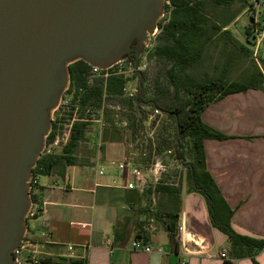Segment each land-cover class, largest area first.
I'll list each match as a JSON object with an SVG mask.
<instances>
[{
    "label": "crops",
    "instance_id": "obj_1",
    "mask_svg": "<svg viewBox=\"0 0 264 264\" xmlns=\"http://www.w3.org/2000/svg\"><path fill=\"white\" fill-rule=\"evenodd\" d=\"M202 120L229 137L205 140L204 150L207 170L234 212L233 229L264 240V90L229 95L211 104ZM84 144L87 148L75 151L77 164L64 176L38 177L34 197L46 211L28 222L26 239L40 264H264V250L254 249L249 256L247 247L231 248L228 237L213 227L206 199L189 193L184 183L174 241L164 222L137 213L132 194L154 184L150 181L143 192L126 188L129 175L118 164L131 155L141 161L140 155L126 128H111L106 114L103 125L90 122ZM134 240L153 252L135 251Z\"/></svg>",
    "mask_w": 264,
    "mask_h": 264
},
{
    "label": "trees",
    "instance_id": "obj_2",
    "mask_svg": "<svg viewBox=\"0 0 264 264\" xmlns=\"http://www.w3.org/2000/svg\"><path fill=\"white\" fill-rule=\"evenodd\" d=\"M167 1L170 3L166 4V11L169 12L168 22L157 35L154 48L149 55V59H155L160 67L151 82L152 97L148 99L145 97L149 80L148 71L142 72L143 89L138 103L136 96L128 95L127 86L131 78L124 74H114L106 79L96 77L90 82L89 74L92 67L84 61L71 64L70 88L67 93L74 92L72 101L70 106L64 109V114L60 113L56 119L54 118L47 143H52L56 136L65 130V125L71 123L76 107L79 108V118L72 124L71 136L62 153L42 155L34 173L38 176L58 172L64 176L68 167L77 164L75 151L84 144L90 130V122L86 120L85 111L87 108H101L105 96L126 101L128 105L125 118L128 122L126 130L133 142L137 139L139 141L145 139L144 123L147 116L158 109L161 114L152 125H156L160 117H167L173 124L174 136L158 140L156 146L151 141V137L148 138V145H135L140 159L150 161L153 150L156 155L162 151L175 150L174 159L184 161L186 145L190 144L191 160L183 164L188 170L186 175L188 192L200 194L206 199L213 227L228 237L231 248L247 247V255L251 256L254 249L264 250V240L235 232L231 224L234 212L207 170L204 141L226 140L229 137L213 130L202 120L204 111L211 104L232 94L264 89V73L261 70L246 77L242 82L230 81L226 72L235 61L252 54V51L241 44L227 28L237 18L239 12L225 15L216 21L212 15L213 10L231 9L237 2H245V0ZM128 59L135 63V48L132 49ZM214 60L216 63L212 71L210 66ZM223 60L225 62L220 66ZM135 76L140 78L138 73H135ZM147 107L150 108V112H147ZM105 114H107V122L110 121L109 126L116 128L112 118L114 112L108 110ZM62 121L67 124H63ZM144 150L147 152L146 158L143 157ZM183 183L181 179L178 183L149 185L142 194L133 193L131 196L133 201L139 204L137 213H145L166 224L171 241L175 240L178 233ZM153 195H156L155 204ZM33 200L35 201L34 196ZM148 201L149 205L146 204ZM71 264L85 263L73 261ZM224 264L235 263L225 260Z\"/></svg>",
    "mask_w": 264,
    "mask_h": 264
},
{
    "label": "water",
    "instance_id": "obj_3",
    "mask_svg": "<svg viewBox=\"0 0 264 264\" xmlns=\"http://www.w3.org/2000/svg\"><path fill=\"white\" fill-rule=\"evenodd\" d=\"M166 0H0V264H19L30 179L70 83L69 66L138 64ZM138 103H140L138 101Z\"/></svg>",
    "mask_w": 264,
    "mask_h": 264
},
{
    "label": "built area",
    "instance_id": "obj_4",
    "mask_svg": "<svg viewBox=\"0 0 264 264\" xmlns=\"http://www.w3.org/2000/svg\"><path fill=\"white\" fill-rule=\"evenodd\" d=\"M166 4H170L169 1L166 0ZM258 5H259L258 2H254V6H258ZM254 11L255 10H253V12L251 13V17L255 18L256 13ZM168 18H169V12H167L165 8L163 15L158 21L155 31L151 34L150 41L148 42V44L144 46V49L141 53V57H140L141 61L139 60L140 64H138V70L140 72L147 70L146 69L147 60L149 58V55L152 49L154 48L156 37L160 33V31L163 29V27L167 24ZM255 25L256 26L254 28V31H255L256 36L264 38V28L259 31L257 28V23ZM129 72L133 74L137 73L135 69V63L133 61H130L128 58H126L123 61L115 64L113 67L105 71L97 69V68H92L89 74V80L90 82H93L92 80H94V78L96 77H103L106 79L110 75H114V74L115 75H121V74L126 75ZM69 88H70V83L60 102L59 107L54 111V113L60 110L67 109L70 106V105L67 106L69 102L65 100V98L68 95L73 96L74 92L71 94L67 93ZM136 94H137V89L131 90V91L128 90V95L130 97H134L136 96ZM106 97L107 96H105L103 105L101 108L99 109L87 108L86 109L85 111V115L87 118L86 120H88V122L97 121L103 125L105 123V113H106V110L108 109V110L114 111V114L116 117L115 118L116 126L121 127V128H126L128 126V122L125 118H121L120 116L122 114H125L128 110L125 107L120 106V105L106 104L105 103L107 100ZM78 109L79 108L76 107V109L74 110V115H73V119L71 123L68 125H65V130L63 131L62 138H61V135L59 134L56 136V138L53 140L52 143H47V139H46V143H45V147H44V151L42 155L51 154L53 152V149L57 148L62 142L65 145L67 144L71 136L72 124L74 121L78 120L79 118L77 115L79 113ZM160 114L161 112L158 109L153 110V112L148 114L147 121L152 125V123L155 121L157 116ZM54 120L55 119L53 117V121ZM143 157L144 158L147 157L146 150L143 151ZM151 159L152 161L150 163H146L145 161H142V160L135 161L134 156L131 155L128 158H126L123 162L118 164V169L120 171H127V174L129 175V179L127 180V185H126V188L128 190H140L143 192L148 187L150 181L154 185H157L160 183L167 184L165 180L166 179L165 176L168 173V166L164 163V161L158 155H156L155 150H153V156ZM99 173L102 175L104 171H100ZM29 184H30V194L32 197V205H31V208L26 218L27 222H29L30 220L36 219L37 217H39L41 214H43L46 211L44 204H39L33 200V196H35V190L39 185L38 176L34 174V176L30 179ZM183 230H184V226L181 225L179 228V231L182 232ZM192 242L197 246H200L202 244L201 241L196 237L192 239ZM132 247L135 251L139 250V251H144L146 253L153 252L152 247L147 246L141 240H134L132 242ZM30 248H31V245L25 237L20 247L14 252L15 259L17 260L19 264H24L26 259H29V261L32 264H40L39 259L35 256V254L31 251ZM223 257L224 258L227 257V251L223 252Z\"/></svg>",
    "mask_w": 264,
    "mask_h": 264
},
{
    "label": "rangeland",
    "instance_id": "obj_5",
    "mask_svg": "<svg viewBox=\"0 0 264 264\" xmlns=\"http://www.w3.org/2000/svg\"><path fill=\"white\" fill-rule=\"evenodd\" d=\"M254 2H258L259 5L254 6ZM253 10H255L254 12L256 13V17L254 20H252L251 18V13L253 12ZM237 12H239V15L227 28L232 32V34L236 37V39L241 44L245 45L249 50L252 51V54H249L247 57L243 59L235 61L233 66L230 65V67L226 69V72L228 73V77L230 81L242 82V81H245L246 77H249L255 74L258 70H261L264 73V38L256 36L255 31L253 30V26H255V23H257V28L259 31L264 28V0H245V2L239 1L231 9L213 10L212 15H213L214 20L216 21V20H220L225 15H228L231 13L235 14ZM224 62H225L224 60L221 61L220 66H222ZM215 63H216V60H214V63L210 66L212 71H213L212 67ZM146 69H147L146 71H148L149 80L147 82V91H146L145 97L148 99L152 97V92H153L151 82L154 80L160 67H158V63L155 59L150 60L148 58ZM125 76L131 78V81L128 83V86H127L129 91L137 89V86H139V78L136 77L135 74L131 72H129ZM261 90L263 91L264 89H261ZM137 92H138V89H137ZM72 97H73L72 95L70 96L68 95L65 98V100L69 102L67 106L71 104ZM106 99H107L105 102L106 104L120 105V106L125 107L128 110V105L124 99H114V98H107V97ZM146 110L147 112H150V108L147 107ZM60 113L64 114V110L55 112L53 114L54 115L53 117L56 119V117ZM126 114L127 112L125 114H122L120 117L126 118ZM77 115L79 117L80 114L78 113ZM63 117H65V115ZM112 118H113V115H112ZM62 123L67 124V123H64L63 121ZM144 126H145L146 137L145 139L140 140V141L137 139V141L135 142V145L137 146L141 144L143 146L148 145V142H149L148 138L150 137H151V141H153L154 146H156L158 140L160 141L164 138H172L174 136V133L172 130L173 124L171 121H169V119H167V117H164V116L160 117L156 125H151L147 122V123H144ZM62 134H63V131L60 132L61 138H62ZM64 146L65 144L62 142L57 148L53 150V153L54 154L62 153ZM83 148H87V145L82 144L81 150ZM189 150H190V144H187L186 150H185L184 161L174 159L175 150L169 151V152L162 151L161 153L158 154V156L168 166V173L165 176L166 182L167 183H173V182L178 183L182 179L185 184V187H184L185 190L189 185L188 181H186V175H187L188 170L186 168V165H183V164L190 162L191 160ZM151 161L152 159H150V161H145V162L150 163ZM38 177L39 179H42L43 175H38ZM152 197L155 198L156 200V195L155 196L153 195ZM146 204L149 205V201ZM30 223L31 221H29V224ZM24 264H31V263L25 262Z\"/></svg>",
    "mask_w": 264,
    "mask_h": 264
}]
</instances>
